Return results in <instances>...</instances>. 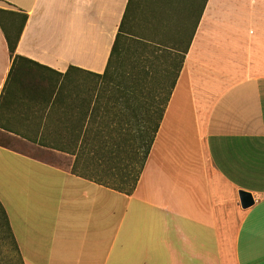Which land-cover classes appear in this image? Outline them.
I'll use <instances>...</instances> for the list:
<instances>
[{
    "label": "crops",
    "instance_id": "crops-1",
    "mask_svg": "<svg viewBox=\"0 0 264 264\" xmlns=\"http://www.w3.org/2000/svg\"><path fill=\"white\" fill-rule=\"evenodd\" d=\"M0 8L28 14L14 57L0 28V203L22 264H264V0ZM124 19L184 56L141 175L133 82L100 78Z\"/></svg>",
    "mask_w": 264,
    "mask_h": 264
},
{
    "label": "trees",
    "instance_id": "trees-1",
    "mask_svg": "<svg viewBox=\"0 0 264 264\" xmlns=\"http://www.w3.org/2000/svg\"><path fill=\"white\" fill-rule=\"evenodd\" d=\"M206 3V0H205ZM126 18V17H125ZM28 22V14L21 11H13L9 9L0 8V28L5 36L7 46L9 52L12 57L15 56L16 49L18 43L21 39L25 26ZM125 19L123 20L117 37L115 39L110 58L108 61L107 69L103 76L100 78L102 80L114 81L112 76L116 73V65L119 63L122 54H123V46L125 40ZM157 51L161 52L162 50L158 49ZM18 59L19 57L16 56ZM179 58V57H178ZM176 57L169 56V66L171 71L167 72L165 77L170 78V86L167 88H163L160 85L156 87H151L150 83L157 76V72L153 71L150 67H144L141 72L137 74V77H132V73H128L130 78H125L121 80L123 82H133L132 84H127L124 87V92L129 95H133L134 98L138 95L139 97V111H140V133L137 138L139 142V152H138V160H139V175H141L149 154L151 152V148L153 146L155 137L160 128V124L163 119L164 112L169 103L170 97L175 89L177 80L179 78L181 68L184 61V56H180V60L177 61ZM21 59V58H20ZM156 59H158L156 57ZM147 61V60H146ZM162 77V76H161ZM164 78V77H163ZM120 81V82H121ZM119 82V81H117ZM165 92L163 98L160 97V90ZM134 139H136L134 137ZM137 186V179H134V184L128 191H124L127 194L132 193ZM117 190H121L123 192V188L119 186H111ZM0 211L2 213L3 220L6 223V227L11 235V238L14 242L13 235L11 233L9 221L7 214L0 203ZM15 244V242H14ZM16 248L17 245L15 244ZM18 251V248H17Z\"/></svg>",
    "mask_w": 264,
    "mask_h": 264
},
{
    "label": "rangeland",
    "instance_id": "rangeland-1",
    "mask_svg": "<svg viewBox=\"0 0 264 264\" xmlns=\"http://www.w3.org/2000/svg\"><path fill=\"white\" fill-rule=\"evenodd\" d=\"M138 30L135 31V36H146V30L143 32L142 30H139L140 28H137ZM145 29V28H143ZM133 36H126L124 40V46H123V54L119 61V63L116 65V73L112 76V79L114 81H121L124 80L128 73H132V77H137V74L142 71L144 67H150L153 71L157 72V76L152 81V84L150 83L151 87H156L157 85H160L163 88H167L170 86V78H166L165 75L167 72H170L172 69L169 66V56L167 53L168 51H165L162 49V52L157 51L158 47H156L153 44H149L146 40H138L133 38ZM170 54V53H169ZM156 57L158 59H156ZM173 57V56H172ZM176 58H180V56H174ZM177 59L180 60V59ZM147 60V61H146ZM171 69V70H170ZM162 76V77H161ZM167 76V75H166ZM131 76H128L127 78H130ZM164 77V78H163ZM160 97L163 98L165 95V92L160 90ZM174 118V117H173ZM184 119L183 122L178 121L182 123L181 129L179 130L183 134V130L186 131V134L184 136L182 135V139L186 140V143H188L189 140L193 137L192 132V125L190 123V120ZM175 119L171 120V125H174ZM176 126V125H175ZM177 127V126H176ZM172 139L175 141L173 142V150L172 154L179 156V146L182 147L184 145V140L180 139V134L177 132V134L172 135ZM191 144V143H190ZM175 146V148H174ZM174 171V170H173ZM178 172V170L176 169ZM0 264H22L21 259L19 256V252L17 251V248L11 238V235L6 227V223L3 220L2 213L0 211Z\"/></svg>",
    "mask_w": 264,
    "mask_h": 264
},
{
    "label": "water",
    "instance_id": "water-1",
    "mask_svg": "<svg viewBox=\"0 0 264 264\" xmlns=\"http://www.w3.org/2000/svg\"><path fill=\"white\" fill-rule=\"evenodd\" d=\"M239 198L241 207L246 210L254 206L255 200L251 193L245 191H239Z\"/></svg>",
    "mask_w": 264,
    "mask_h": 264
}]
</instances>
